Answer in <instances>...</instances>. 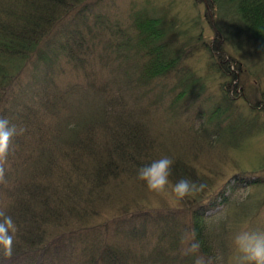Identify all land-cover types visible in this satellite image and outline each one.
Instances as JSON below:
<instances>
[{"label": "trees", "instance_id": "1", "mask_svg": "<svg viewBox=\"0 0 264 264\" xmlns=\"http://www.w3.org/2000/svg\"><path fill=\"white\" fill-rule=\"evenodd\" d=\"M208 3L220 10L216 33L228 28L264 49V0ZM89 7L87 0H0V118L18 132L23 129L12 139L6 183H0V210L18 228L13 255L6 259L0 252V264H196L201 255L215 264L214 247L224 244L223 237L231 235V243L238 229L264 231L257 217L264 204V176L233 175L247 187L260 188L263 196L242 202L215 233L206 213L226 202L228 183L182 206H167L156 193L153 200L139 196L148 189L137 170L161 157L174 161L170 191L180 179L194 182L196 176L188 160H180L181 154L187 158L186 151L160 149L154 156L152 126L158 117L143 115L162 109L158 116L177 121L174 127L185 132L174 143L186 138L195 118L200 125L211 124L207 135L217 132V143L242 141L250 131L263 129L264 119L256 108L253 123L237 126L226 90L218 106L197 105L193 98L202 84L183 64L184 42L172 41L162 17L137 10L143 16L132 38L99 47L84 23ZM231 64L224 70L234 78ZM170 72L179 81L170 88L174 96L155 97L143 110L149 81ZM254 91L249 87L245 97L250 108L257 105ZM216 176L208 172L198 179L211 188ZM192 229L200 249L185 255L181 237ZM233 250L222 252L237 259L240 254Z\"/></svg>", "mask_w": 264, "mask_h": 264}, {"label": "rangeland", "instance_id": "2", "mask_svg": "<svg viewBox=\"0 0 264 264\" xmlns=\"http://www.w3.org/2000/svg\"><path fill=\"white\" fill-rule=\"evenodd\" d=\"M87 1L90 7L86 12L87 18L84 23L89 27L88 37L94 34L93 40L99 47L107 40H110L114 46H119L122 39L132 38L136 32L135 23L143 16L142 12L137 10L147 8L151 15L162 17L164 26L170 29L169 36L173 42L176 39L184 42L186 53L183 64L196 72L203 87L193 98L197 105L201 104L206 109H211L214 105L218 106L222 96L226 95L224 92L226 90L233 99L234 108L231 117L237 126L253 123L252 119L257 115L256 108L262 115L258 118L264 119V49L255 48L252 41L246 40V35L233 32L231 29L229 31L228 28H222L221 34L216 33L215 25L221 24L218 13L220 10L209 5L208 0ZM114 48L117 49V47ZM228 61H232L230 69L234 78H229L224 70ZM234 63L238 67H235ZM222 71H225L227 75L222 74ZM101 74L105 75V73ZM178 83V78L172 72L158 75L150 80L146 86L145 101L141 106L143 110L155 97L171 99L176 90H170V88ZM227 85L230 86L229 89ZM249 87H256L257 90L251 98L257 103V105L254 104V108H250L251 103L245 100ZM146 112H149L143 115L146 120L150 117H158V119L154 118L156 124L152 126L155 157L160 149H174L177 154L186 151L187 158L181 154L180 160L187 159L190 166L195 169L196 176L191 179L198 184L199 177L208 175V172L216 173L217 176L212 179L213 186L201 192L203 197L212 188L228 183L224 192L226 202L206 213L208 224L212 225L214 233L217 231V225L229 224L233 210L242 202L252 204L255 199L260 200L263 196V192H259L260 188L247 187L244 183L236 181L233 175H240V172H243L250 179L259 175L264 176V128L250 131V134L242 141L222 142L220 140L221 143H217L214 141V137L218 135L217 132L207 135L211 124L200 125L199 118H195L197 120L192 125L193 130L189 129L190 133L184 140L174 143L172 139H176L178 135L185 132L174 127L178 122L166 118L164 114L158 116L157 112H164L162 109L150 108ZM214 119L220 124L227 122V119L221 117H214ZM180 120L184 121L181 117ZM102 135L99 134L98 137ZM153 194L155 193L146 190L139 193V196L153 200L151 197ZM158 195L167 206H182L184 202L194 197L189 196L176 203L169 188L165 193ZM257 217L263 227L264 204L258 210ZM241 230L243 228L235 231V234ZM214 233L212 236L215 238ZM230 237L232 236L223 237L224 244L221 246L224 249L215 245L216 256H213L215 264H236V258L227 259L222 252V250L233 252V248H236L233 241L230 243Z\"/></svg>", "mask_w": 264, "mask_h": 264}, {"label": "clouds", "instance_id": "3", "mask_svg": "<svg viewBox=\"0 0 264 264\" xmlns=\"http://www.w3.org/2000/svg\"><path fill=\"white\" fill-rule=\"evenodd\" d=\"M19 132L15 125L9 126V121L0 118V183H6L4 164L7 160L10 145L14 136ZM174 161L167 157L152 161L149 165L137 170V179L143 181L150 192L156 194L165 193L169 185V176ZM207 185L195 183L188 179H180L172 185L171 193L174 195L176 203L183 201L186 197L195 196L204 191ZM18 228L11 216L0 210V252L4 258L11 259L13 255V245ZM181 243L186 245L182 249L183 254L196 253L200 249V243L196 240L194 229L185 231L181 237ZM233 243L239 252L236 264H264V231L241 230L233 238ZM196 264H213V259L199 256Z\"/></svg>", "mask_w": 264, "mask_h": 264}, {"label": "bare ground", "instance_id": "4", "mask_svg": "<svg viewBox=\"0 0 264 264\" xmlns=\"http://www.w3.org/2000/svg\"><path fill=\"white\" fill-rule=\"evenodd\" d=\"M164 80H165V77H164ZM263 128H264V126H263ZM256 134H258V133H256Z\"/></svg>", "mask_w": 264, "mask_h": 264}]
</instances>
